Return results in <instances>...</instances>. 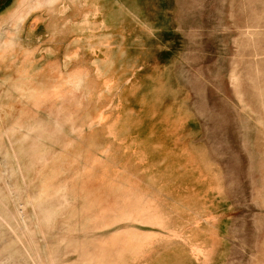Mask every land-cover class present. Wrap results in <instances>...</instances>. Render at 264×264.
<instances>
[{
  "label": "rangeland",
  "instance_id": "1",
  "mask_svg": "<svg viewBox=\"0 0 264 264\" xmlns=\"http://www.w3.org/2000/svg\"><path fill=\"white\" fill-rule=\"evenodd\" d=\"M0 264H264V0L7 5Z\"/></svg>",
  "mask_w": 264,
  "mask_h": 264
},
{
  "label": "crops",
  "instance_id": "2",
  "mask_svg": "<svg viewBox=\"0 0 264 264\" xmlns=\"http://www.w3.org/2000/svg\"><path fill=\"white\" fill-rule=\"evenodd\" d=\"M15 0H0V12L9 4L14 2Z\"/></svg>",
  "mask_w": 264,
  "mask_h": 264
}]
</instances>
